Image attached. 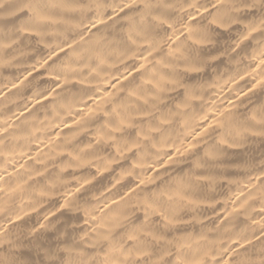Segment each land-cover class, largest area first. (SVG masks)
Segmentation results:
<instances>
[{"label":"clouds","instance_id":"clouds-1","mask_svg":"<svg viewBox=\"0 0 264 264\" xmlns=\"http://www.w3.org/2000/svg\"><path fill=\"white\" fill-rule=\"evenodd\" d=\"M0 264H264V0H0Z\"/></svg>","mask_w":264,"mask_h":264}]
</instances>
